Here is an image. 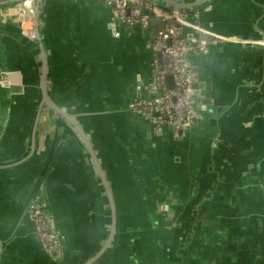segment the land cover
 Wrapping results in <instances>:
<instances>
[{
    "label": "crops",
    "instance_id": "1",
    "mask_svg": "<svg viewBox=\"0 0 264 264\" xmlns=\"http://www.w3.org/2000/svg\"><path fill=\"white\" fill-rule=\"evenodd\" d=\"M23 9L0 0V264H264V49L213 41L189 54L204 108L176 138L128 107L146 96L159 23L111 25L103 0H42L45 89L68 122L40 103L42 52L23 32ZM195 11L215 33L264 38V0H210ZM35 194L60 234V259L34 234ZM145 205L155 220L175 221L164 229L171 242L154 252L129 249ZM111 206L114 233L94 259Z\"/></svg>",
    "mask_w": 264,
    "mask_h": 264
},
{
    "label": "built area",
    "instance_id": "2",
    "mask_svg": "<svg viewBox=\"0 0 264 264\" xmlns=\"http://www.w3.org/2000/svg\"><path fill=\"white\" fill-rule=\"evenodd\" d=\"M103 1L110 9L111 25L119 21L128 26H139L145 31L152 19L159 23V29L150 35L153 61L151 77L143 86L146 96L132 99L128 107L148 120L156 131L164 126L169 127L176 138L185 136L201 117L204 108L193 87L194 70L188 59L189 54L206 53L208 44L213 41L264 46V38L225 36L209 30L198 21L197 11L164 9L152 0ZM23 5L25 9L18 19L23 32L34 37L31 0H23ZM207 37L212 39L208 40ZM4 75V72H0V86L5 85ZM168 78L170 80L167 82ZM29 218L42 249L52 259H60L64 254L63 243L45 210L42 196L36 195L31 199Z\"/></svg>",
    "mask_w": 264,
    "mask_h": 264
},
{
    "label": "water",
    "instance_id": "3",
    "mask_svg": "<svg viewBox=\"0 0 264 264\" xmlns=\"http://www.w3.org/2000/svg\"><path fill=\"white\" fill-rule=\"evenodd\" d=\"M152 1H157L156 3L164 9H178V10L180 9V10H184V11H191V10L198 8V6H200L201 4H203L207 1H210V0H152ZM41 2H42V0H34V4H33L34 38H35L36 42H38V45H39L41 52H42V78H41V83H40L42 100L40 103H46L47 105L53 107L56 115H59V116L62 115L69 122V121H72L70 119V117L65 112L61 111L58 107H56L52 103V101H50V99L48 98V95L46 93V89H45L46 79L44 78V75L46 73L47 68H46V60H45V51H44V47H43V41H42V37H41L40 32H39V26H38V16L40 13ZM152 20H151V23L153 22ZM154 32H155L154 29L151 30L152 34ZM207 39L211 40L212 38L207 37ZM251 45L252 44H244L243 46L244 47H246V46L251 47ZM255 46H257V45H255ZM257 47H259V45ZM261 47L264 49V46H261ZM193 87H196V83H193ZM41 107H42V105H38V110H37L38 115L41 111ZM98 175L101 176L100 173ZM114 212H115L114 207L111 206L110 207L111 219L109 221L108 236L105 239V241L103 242L102 246L99 248L98 252L93 256L94 259L100 254V252L104 249V247L107 245V243L112 239L114 229H115V213Z\"/></svg>",
    "mask_w": 264,
    "mask_h": 264
},
{
    "label": "flooded vegetation",
    "instance_id": "4",
    "mask_svg": "<svg viewBox=\"0 0 264 264\" xmlns=\"http://www.w3.org/2000/svg\"><path fill=\"white\" fill-rule=\"evenodd\" d=\"M195 79H196V73L194 72V76H193V83H195ZM197 84V83H196ZM197 87V86H196ZM194 87L196 90L197 88ZM197 94H198V100H199V92L197 90ZM40 195V194H37ZM35 195H33V197H35ZM41 196V195H40ZM31 197V199L33 198ZM31 199L28 201L27 204V215L29 218V204ZM46 206H45V210H46ZM156 211L162 212V209L160 207L156 208ZM47 212V211H46ZM142 212H143V223L140 226L139 222H132V230H130V232H132L131 234H133V240H131V244L129 245V249H132L133 251L135 250V248L137 249L138 246H144L145 249L144 251H150V252H154L157 249V246H164V243H170L171 242V233L170 230L166 231L165 226L171 225L172 227L175 225V221L173 220L172 222H164L163 218L161 216L158 215V217H156V220L154 219V217L152 216V211H151V207L150 206H144L142 207ZM139 215V214H138ZM133 218L137 217L134 215ZM138 220V219H137ZM30 221V218H29ZM31 222V221H30ZM32 224V223H31ZM56 229V228H55ZM189 231H187L186 235H185V241L189 239V232L190 229H188ZM172 248V245L170 246V249ZM133 261H136V258H132ZM171 262V257L169 258V262H162L163 264H169ZM134 263V262H133Z\"/></svg>",
    "mask_w": 264,
    "mask_h": 264
},
{
    "label": "trees",
    "instance_id": "5",
    "mask_svg": "<svg viewBox=\"0 0 264 264\" xmlns=\"http://www.w3.org/2000/svg\"><path fill=\"white\" fill-rule=\"evenodd\" d=\"M155 2H157V1H155ZM191 11H195V9L194 10H191ZM144 12V11H143Z\"/></svg>",
    "mask_w": 264,
    "mask_h": 264
},
{
    "label": "rangeland",
    "instance_id": "6",
    "mask_svg": "<svg viewBox=\"0 0 264 264\" xmlns=\"http://www.w3.org/2000/svg\"><path fill=\"white\" fill-rule=\"evenodd\" d=\"M178 225V223H176Z\"/></svg>",
    "mask_w": 264,
    "mask_h": 264
}]
</instances>
